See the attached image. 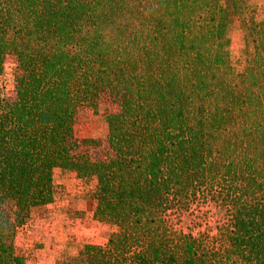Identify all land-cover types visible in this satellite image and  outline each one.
<instances>
[{
  "label": "trees",
  "instance_id": "16d2710c",
  "mask_svg": "<svg viewBox=\"0 0 264 264\" xmlns=\"http://www.w3.org/2000/svg\"><path fill=\"white\" fill-rule=\"evenodd\" d=\"M238 18L236 68L228 33ZM8 56L21 81L13 102L0 92V264H26L8 239L57 201L56 169L95 182L93 218L110 229L69 264H264L262 8L0 0V66ZM103 83L118 87L120 107L106 116L102 159L74 125ZM203 207L214 224L196 216Z\"/></svg>",
  "mask_w": 264,
  "mask_h": 264
},
{
  "label": "rangeland",
  "instance_id": "374dc122",
  "mask_svg": "<svg viewBox=\"0 0 264 264\" xmlns=\"http://www.w3.org/2000/svg\"><path fill=\"white\" fill-rule=\"evenodd\" d=\"M246 2L257 7L252 0H246ZM258 8L264 10V6ZM228 36L231 41L233 64L238 68L243 45V23L240 18L234 21ZM20 74L21 70L17 60L12 56L6 57L2 66H0V92L6 101H14L15 93L21 81ZM118 92L117 86L103 83L100 87L97 105L94 107H80L75 111V138L91 139L99 142V147L90 148V150L95 149L93 154H97V157L102 159L109 157L111 154L107 145L106 116L115 113L119 109L120 98ZM92 157L94 156L92 155ZM54 179L61 184L62 188L57 201L51 204L54 208H45L41 215L39 213L33 214L31 220L25 222L8 239L7 247L20 250L26 257V264H69L66 258L67 255L78 254L86 244H103L110 232L109 226L98 222L100 228L96 230L92 228L96 242L90 241V237L87 240L83 233L81 235L83 221L78 219L82 216L75 214L73 207L71 211H66L61 206L67 204V201L73 205L74 200L82 197L89 199L87 197L95 188L94 181L91 180L88 184H85L83 181L76 179L72 173L61 169L54 171ZM51 210L55 211L56 218L50 220ZM48 211L49 213H47ZM213 213V208L203 207L195 214L201 217L202 221L205 220L212 225L216 220ZM190 219L191 217L184 218V226L188 225ZM48 222L50 224L46 225Z\"/></svg>",
  "mask_w": 264,
  "mask_h": 264
},
{
  "label": "crops",
  "instance_id": "0c3cea01",
  "mask_svg": "<svg viewBox=\"0 0 264 264\" xmlns=\"http://www.w3.org/2000/svg\"><path fill=\"white\" fill-rule=\"evenodd\" d=\"M252 1L257 7L264 6V0H258L257 2H256V0H252ZM68 202L69 201L66 202L67 204L61 205L62 209L66 210V211L67 210L71 211L74 208L75 209V214H78V216H82V218L78 219V220L83 221V226L81 228V230H82L81 235L83 233L86 236L87 240L90 237V239H91L90 241H95L96 242L95 234L92 231V228H94V230H96L97 228L99 229L100 228V224H101V223L99 224L93 218V213H94V210H95V207H96V201L92 200V199H85V198L82 197L81 199L74 200V204H73L74 206L72 205V203L69 204ZM61 206H59V207H61ZM48 207H51L50 209L54 208L53 205L52 206L48 205L46 208H48ZM55 209H56V207H55ZM57 209L59 210L58 207H57ZM54 210H51L50 218H49L50 220L56 218V216H55L56 214H55ZM47 213H49V211ZM63 215H65V214H63ZM49 224L50 223L48 222L46 225H49Z\"/></svg>",
  "mask_w": 264,
  "mask_h": 264
}]
</instances>
